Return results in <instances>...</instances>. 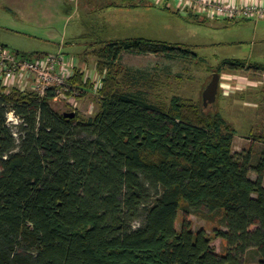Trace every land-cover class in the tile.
Wrapping results in <instances>:
<instances>
[{
  "label": "trees",
  "instance_id": "1",
  "mask_svg": "<svg viewBox=\"0 0 264 264\" xmlns=\"http://www.w3.org/2000/svg\"><path fill=\"white\" fill-rule=\"evenodd\" d=\"M1 48L10 49L0 43V59ZM124 52L197 57L144 37L103 43L100 109L87 120L56 110L55 89H8L0 76V264H253L250 249L264 264V150L236 152V129L203 103L151 102L134 90L142 72L123 65ZM225 67L264 73L263 63L243 59L217 70ZM69 81L84 92L94 86L78 67ZM204 208L224 228L196 231L187 217L178 228L181 211ZM215 237L225 253L215 252Z\"/></svg>",
  "mask_w": 264,
  "mask_h": 264
},
{
  "label": "rangeland",
  "instance_id": "2",
  "mask_svg": "<svg viewBox=\"0 0 264 264\" xmlns=\"http://www.w3.org/2000/svg\"><path fill=\"white\" fill-rule=\"evenodd\" d=\"M85 1L82 0L81 4L79 1L73 2L68 7L69 10H66L64 5L58 6V0H30L27 9L21 7L24 0H0V43L7 44L14 51L56 53L61 49L57 43L62 38H72L83 33L79 46L94 44L96 38L90 39L88 36L95 31V35L99 34L102 25L94 24L93 18L86 15ZM104 1L106 0L95 2ZM113 1L124 5L123 0ZM124 1L128 4L137 0ZM150 1L154 3L163 0ZM9 3L14 6L13 9L7 8ZM166 5L167 10L161 5L151 6L147 10L134 7L132 14L137 18L132 16L130 21L127 17L114 18L115 23L110 24L113 22L110 21L106 24L109 29L103 35L106 40L110 37H149L179 43L197 54V57L189 56V59H169L153 53L124 52L123 65L142 72L141 77L136 79L139 80V85H135L134 90L143 91L151 102H169L173 96L178 95L203 103V91L213 73H220L217 68L224 59H243L264 64V18L233 20L226 24L201 15L196 20L203 21L196 22L190 17L191 14H182L176 8L174 0L170 6ZM61 50L78 60V68L86 78L92 80L94 86L87 92L74 88L73 102L56 99L53 107L60 112L78 110L80 117L87 120L99 111L101 104L98 90L102 74L97 68V57L91 52L77 55L76 52L80 49L76 47ZM220 75L218 98L208 107L203 106V109L221 111L236 129L234 150L246 153L251 149L257 157L264 150V73L249 68L225 67ZM14 85L9 84L8 89ZM30 86L31 84L25 89L31 90ZM13 129L18 132L17 127ZM251 176L257 177L254 172H251ZM183 217L192 221L196 231L205 229L213 235L215 228H224L220 218L205 208L200 213L181 211L178 228L181 227ZM212 245L216 253H225L226 241L223 238L215 237ZM247 258L256 264L259 255L255 249H250Z\"/></svg>",
  "mask_w": 264,
  "mask_h": 264
},
{
  "label": "built area",
  "instance_id": "3",
  "mask_svg": "<svg viewBox=\"0 0 264 264\" xmlns=\"http://www.w3.org/2000/svg\"><path fill=\"white\" fill-rule=\"evenodd\" d=\"M172 0H167L170 6ZM176 8L182 13L202 15L217 20L263 19L264 0H174ZM0 76L8 86L16 84L22 89L31 84V90L45 95L49 89H55L56 99L73 102L74 88L69 78L73 75L74 65L60 51L47 53L29 59L17 51L1 48ZM28 89V88H27ZM9 124L15 128L21 119L10 111Z\"/></svg>",
  "mask_w": 264,
  "mask_h": 264
},
{
  "label": "crops",
  "instance_id": "4",
  "mask_svg": "<svg viewBox=\"0 0 264 264\" xmlns=\"http://www.w3.org/2000/svg\"><path fill=\"white\" fill-rule=\"evenodd\" d=\"M19 1V0H18ZM30 0H24V4L21 5V7H23L24 9H27L28 3ZM52 1V0H49ZM60 2V4H58V6L62 7L64 5V8L66 10H69L68 7H70V4H72L73 2H77L81 4L82 0H58ZM97 0H86L85 1V12L86 15H88L89 17H92L93 20L95 22H93L96 25H102V30L99 32V34L95 35L97 32L95 31V33H92V35H89L88 37L91 38H96L95 43H86L83 47L79 46V42L80 39L82 37H84V34L81 33L75 37H64L62 38V41L57 43L59 48H68L71 50V48L76 47L79 48L80 50H78L76 52L77 55H82L84 53H88L91 52V54L95 55L96 57V51L103 45V43L111 41V40H115V39H119V38H108V40H106V38L103 37V35H105L106 30H108L109 28L106 26V24L110 23V21H113L110 24H114L115 23V19L117 18H121V17H127L130 19H132V16L136 17L135 15L132 14V10L134 9V7L136 8H144V10L149 9L151 6H155L158 7L159 5H161L162 8L167 10V0H163V1H154L151 2L150 0H137L136 2H129L128 4L124 2V5L120 4V2L118 1H113V0H106L102 3L100 2H95ZM129 1V0H128ZM51 3H49L50 5ZM127 5V6H126ZM12 7H14L12 4L9 3V5L7 6L8 9H13ZM44 7V6H43ZM135 8V9H136ZM98 18V19H96ZM115 18V19H114ZM219 21H223V23L229 24L228 20H219ZM86 37V36H85ZM144 38H149V37H144ZM53 39V38H51ZM152 39V38H149ZM7 45V44H6ZM43 53H49V52H43ZM65 56L67 59H70L71 57V63L74 64V66L76 65V67H78V60L76 58H74L73 56H70L69 54L67 55L66 52ZM83 68V67H82Z\"/></svg>",
  "mask_w": 264,
  "mask_h": 264
},
{
  "label": "water",
  "instance_id": "5",
  "mask_svg": "<svg viewBox=\"0 0 264 264\" xmlns=\"http://www.w3.org/2000/svg\"><path fill=\"white\" fill-rule=\"evenodd\" d=\"M220 77V73H213L211 81L208 83L205 90L203 91V104L205 107H208L210 104L216 102L219 93ZM64 115L66 117L73 118L76 116V111H64Z\"/></svg>",
  "mask_w": 264,
  "mask_h": 264
}]
</instances>
